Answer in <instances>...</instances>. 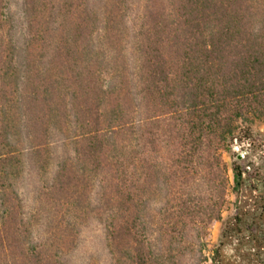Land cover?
I'll list each match as a JSON object with an SVG mask.
<instances>
[{"label": "trees", "instance_id": "1", "mask_svg": "<svg viewBox=\"0 0 264 264\" xmlns=\"http://www.w3.org/2000/svg\"><path fill=\"white\" fill-rule=\"evenodd\" d=\"M255 122L264 0H0V264H205Z\"/></svg>", "mask_w": 264, "mask_h": 264}, {"label": "rangeland", "instance_id": "2", "mask_svg": "<svg viewBox=\"0 0 264 264\" xmlns=\"http://www.w3.org/2000/svg\"><path fill=\"white\" fill-rule=\"evenodd\" d=\"M234 152L242 156L245 167L251 168L252 178L237 204L236 197L231 195L223 221L211 229L206 239L205 264H264V122H255L252 137L235 146Z\"/></svg>", "mask_w": 264, "mask_h": 264}]
</instances>
